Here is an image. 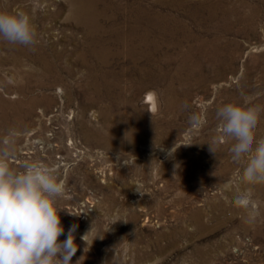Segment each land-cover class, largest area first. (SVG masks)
<instances>
[{
  "label": "rangeland",
  "instance_id": "374dc122",
  "mask_svg": "<svg viewBox=\"0 0 264 264\" xmlns=\"http://www.w3.org/2000/svg\"><path fill=\"white\" fill-rule=\"evenodd\" d=\"M72 3L0 0L36 32L32 47L0 39V145L11 142L13 170L35 163L65 184L72 264H264V185L240 183L216 118L226 103L264 109V0H95L91 39ZM99 44L107 64L78 59ZM254 131L264 140V111ZM161 145L180 146L166 158ZM249 191L252 223L237 203Z\"/></svg>",
  "mask_w": 264,
  "mask_h": 264
},
{
  "label": "clouds",
  "instance_id": "9594fccd",
  "mask_svg": "<svg viewBox=\"0 0 264 264\" xmlns=\"http://www.w3.org/2000/svg\"><path fill=\"white\" fill-rule=\"evenodd\" d=\"M0 39L12 45L32 47L36 32L25 13L0 12ZM261 111L264 109L259 106L235 103L216 109L220 135L234 141L231 159L243 164L240 183L247 186L264 185V140L256 141L254 131ZM193 122L200 123L198 118ZM157 147L165 152L166 158L177 148ZM210 150L214 152L211 145ZM11 155V142L0 145V264H72L77 252L76 225L60 240L64 228L59 216L61 209L56 207L57 200L65 193V184L51 169L35 163L26 162L20 172L13 170L7 162ZM136 191L143 196L144 192ZM237 203L248 210L247 222H254L259 211L252 206L251 191L238 197Z\"/></svg>",
  "mask_w": 264,
  "mask_h": 264
},
{
  "label": "bare ground",
  "instance_id": "6f19581e",
  "mask_svg": "<svg viewBox=\"0 0 264 264\" xmlns=\"http://www.w3.org/2000/svg\"><path fill=\"white\" fill-rule=\"evenodd\" d=\"M71 1L73 2L72 3L73 9L75 8V10L73 11L74 12L73 16L76 19H78L79 21H81L82 24H84L87 27L89 39L97 37L96 35L89 32V30H91V29H99L97 19L101 13L96 8H94L95 0H71ZM164 25H166V24L165 23L158 24L160 29L166 30ZM206 44H207V42H205V41H203L201 43V45H206ZM153 47L157 48L158 46H157V44H154ZM134 52H136L135 55L137 57L141 56V54H142V52L139 50H135ZM147 53H150V51H147ZM89 55L95 56L97 61L99 62V64H107V62H108L109 52L107 50H105L100 44L98 46H90V47H88V49L80 51L78 54V59H80L84 63H89V59H88ZM186 56L184 55L182 58L181 63H183V64H181L180 69H182V66L184 65V63L186 61ZM169 58L170 57H168L166 55L163 60H166ZM51 62H49L48 60H46V58H44V61L42 63L46 64L47 65L46 68L48 69V68L53 67V64ZM187 76L190 79H192L193 78L192 72L189 71ZM89 77H90L91 89H93L95 94L102 95V96H108V94H109L108 91L100 88V86L98 84L100 80H103V81L105 80V74L102 71H92ZM155 79H157V78H155ZM144 98H145V102L149 104V108L151 110H154L155 106H156L154 92L151 90L147 91L146 94L144 95Z\"/></svg>",
  "mask_w": 264,
  "mask_h": 264
}]
</instances>
